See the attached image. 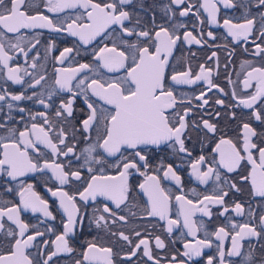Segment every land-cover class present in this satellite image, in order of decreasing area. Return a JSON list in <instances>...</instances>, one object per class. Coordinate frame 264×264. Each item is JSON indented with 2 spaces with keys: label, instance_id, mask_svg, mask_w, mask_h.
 Listing matches in <instances>:
<instances>
[{
  "label": "snow or ice",
  "instance_id": "obj_1",
  "mask_svg": "<svg viewBox=\"0 0 264 264\" xmlns=\"http://www.w3.org/2000/svg\"><path fill=\"white\" fill-rule=\"evenodd\" d=\"M252 2L241 4L243 22L221 23L220 8H234L233 0H167L158 6L161 22L152 13L145 23L128 8L134 0H0V73L22 87L18 94L0 88V112L8 109L0 120V189L13 196L0 200V264H58L54 258L76 251L72 241L89 208V226L106 233L109 244L85 241L72 264H264V244L258 254L250 242L243 251L246 239H264V11L250 16ZM254 4L264 7V0ZM190 16L195 21L181 19ZM208 25L224 28L223 39L231 37L253 57L241 62L242 77L225 76L229 91L217 82L218 51L226 53L227 73L236 48L215 43ZM45 32V53L58 50L57 39L74 38L53 57L60 67L51 82L38 70L44 67L37 46ZM185 45L212 50L195 69L191 63L178 68L181 58L174 53ZM88 46L92 63L72 66ZM197 85L202 87L191 96L178 90ZM21 101L44 110L32 113ZM13 110L27 114L22 130L14 126ZM205 144L213 145L208 154ZM182 165L206 188L212 182L211 192L193 188L196 199L189 198ZM162 180L174 182L181 194ZM49 181L53 187H46ZM36 183L58 202L61 231ZM243 185L260 198L259 216L250 202L234 198ZM214 208L228 222L209 231L203 217L211 219ZM229 213L248 219L236 223Z\"/></svg>",
  "mask_w": 264,
  "mask_h": 264
},
{
  "label": "flooded vegetation",
  "instance_id": "obj_2",
  "mask_svg": "<svg viewBox=\"0 0 264 264\" xmlns=\"http://www.w3.org/2000/svg\"><path fill=\"white\" fill-rule=\"evenodd\" d=\"M40 0H36V3H39ZM245 0H233V4L235 5L234 8L232 9H224L223 7L220 8V12H219V19L222 23L224 18H232L233 22H243V17L245 15V11L244 8L241 7V4L244 3ZM163 3H167V0H134V4L128 6L129 10H135L137 13H139V15L141 16L142 20L145 23H150L151 21V16L152 13L155 14L157 22H161L162 18H163V13L159 10V5L163 4ZM143 5V7H141L140 5ZM146 9H150V11H145ZM248 14L250 16H257L259 12L264 11V7L261 8H257L254 4V0L252 3H250L248 5ZM207 14L206 13H202L201 15V19H203ZM184 20H192L195 21V17H189V18H181ZM189 28H191V24H189ZM212 30L214 32V34L217 35V41L215 43L217 44H227L228 45V49L231 50L233 47L236 48V52L235 55L231 58V66L228 69V72L225 73L222 65L225 63V57H226V53L224 51H218V55H219V59H220V64H221V68H220V76L219 79L217 80L218 83H220V85L222 87L225 88L226 91H229L230 88L232 87L231 85L228 84L227 80L225 79V76H231V78L233 80L237 79V73L240 74V76H243V72L241 71L240 68V64L243 60H252L253 57L251 55H249L248 53H245L243 51V47L236 45L233 41L231 37H228L227 41H225L223 39V36H226L227 33L225 31L224 28L222 27H215V26H206L205 30ZM201 30L200 27L197 28V31ZM183 31V30H181ZM50 34L45 32V35L41 38V45H38L37 48L40 51V55H41V60L39 61V63L43 64V68L38 69L39 71H46V74L48 76L49 82H51L52 78L54 77L55 73H54V67H60L59 64H57V62L53 59L54 56L58 55L59 52L58 50H62L63 47H70L73 46L72 45V40L74 38H68V39H64L63 37L59 38L56 40V44H57V49L58 50H53L52 52L49 53H45L44 51V44L48 38ZM241 44H243V42H241ZM248 47H252L251 43H249ZM212 49H208L207 47L201 49L199 46L193 45L191 46V52H195L196 53V57H192L190 55V51L187 45H185L182 49H180L179 51L175 52L174 55L177 57H180V63H178L176 66L179 68L181 67V65L187 64V63H191L192 67L195 69L196 65L199 63H204L206 56L210 55ZM35 51V50H34ZM31 56V54H30ZM45 56L47 57L45 59ZM19 62L21 64H23V60L18 58ZM257 62H258V58H256ZM93 61V57L91 54V46H88L87 51H85L84 49H81V54L78 56H75V59L72 60L70 63L72 66H76L78 65V63H92ZM69 62L66 61V65ZM212 61H207L208 65H212ZM26 66V65H25ZM29 71H33L32 69H29ZM105 75H112L111 73H107L105 70ZM27 79V78H26ZM202 87V85H197L195 86V88L192 87H188V86H183L181 88H179V91H183L188 93L189 96H191L193 94L194 91H198L199 88ZM0 88H7V90L9 92H12L14 94H18L21 90L22 87L20 85H15L12 84L10 81L6 82L5 80V74L4 73H0ZM32 90L28 91V94L31 93ZM209 95H212V93H209ZM17 103V102H14ZM19 106L21 107H25L27 109H29L32 113H35L37 111H42L44 110L42 108L41 105H39L38 103L34 102V101H21L18 102ZM79 103V102H78ZM3 105V102H0V106ZM80 107H83L82 104H80ZM8 109L5 107L4 110L2 112H0V120H3L6 115H7ZM12 115L15 117L16 123H15V127L20 128L22 130L23 128V124L28 122V117L26 113H19L15 110H13ZM21 116H25V120L24 121H20V117ZM49 116L51 119H55L54 117H52L51 112H49ZM9 124L12 125V121H9ZM255 126V125H254ZM232 127H234V125H232ZM4 134V130L0 129V135ZM236 133L230 131L228 133L229 136H234ZM213 145L212 144H205L203 146V153L204 154H208L209 153V149L212 148ZM201 149L198 147L195 149L193 155L195 156L196 154L200 153ZM169 161H171L173 158L171 156H169ZM177 163H179V161H177ZM189 169L187 168L186 165H182V170L180 171V175L183 178V183H184V188H183V192L189 195V198L191 199H196L195 196H193L191 194V189L195 188L197 190V193H210L212 187L214 186L212 184V182H209V185L204 186L199 184L198 181H196L194 178L190 177L188 175L189 173ZM83 175H86V171L82 173ZM230 178H235V173L232 174H228ZM5 181L3 178H0V184H3ZM30 183H35V181H28ZM162 185L166 188L169 189L173 194L175 195H180L181 192L177 191V186L175 185L174 182L169 181V180H162L161 181ZM55 184V181H49L46 187H53V185ZM46 187L43 183H36V190L38 192H40V194L42 196H44L46 199L49 200V204L51 206V209L53 210V214L57 216V220L55 222H51L54 225L55 231H61L62 230V226L60 224V219H61V213L60 210L58 208V202H54L55 198H52L50 196V194L46 191ZM243 187L245 188V191L242 194H236L235 195V199L241 201V202H250L253 205V209L256 213L257 216H259V214L261 213V208L258 206L260 203V198H252L249 191L247 190V186L243 185ZM230 197L233 196L232 193L229 194ZM13 199V196L11 194H7L3 192V189H0V200L3 201H7V200H11ZM16 199H18V197H16ZM248 208V203H245V209L247 210ZM217 209H213L214 215L211 217V219L207 218V217H203L205 225L207 226L209 231H213L215 230L217 227L222 226L224 224H226L228 221L226 220L225 217H221L216 215ZM92 215V209L89 208L88 210V217L85 218V224H84V229L82 232H78L75 239L72 241V244L74 246V248L76 249V251H74L71 254H62L60 257L58 258H54L58 260V264H72V260L73 259H78L79 256L77 255L78 252L82 251V245H84L85 241L87 240H92V239H96L97 243L100 244H104V245H108L109 244V237L106 233H104L102 230L95 228L94 225L89 226L88 220ZM229 215H232L233 220L236 223H243L245 222L248 217L245 215L243 217L240 216H235L232 213H229ZM24 218L31 220L32 223H37L36 217L33 214H29L26 213L24 214ZM255 221H253L254 223ZM41 230H44V224H41ZM153 231H156V234H159V232L155 229H153ZM180 233V229H177L174 232V236H179ZM202 235V233H201ZM48 239H54V235L49 234ZM188 240H192V237H187ZM249 242L253 245V247L255 248L256 253L258 254L260 252V245L264 244V239H260L257 240L256 238H251V240L249 241L248 239H246L243 243L245 245V248L243 249V251H247V247ZM175 247L177 249L182 250V241L181 240H177ZM226 248H227V244H226ZM116 249L114 248V251ZM206 253H210L213 250L212 249H207L205 250ZM239 259V258H236ZM117 264H119V260H117Z\"/></svg>",
  "mask_w": 264,
  "mask_h": 264
}]
</instances>
